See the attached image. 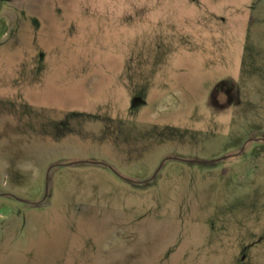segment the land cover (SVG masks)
<instances>
[{"label":"rangeland","instance_id":"rangeland-1","mask_svg":"<svg viewBox=\"0 0 264 264\" xmlns=\"http://www.w3.org/2000/svg\"><path fill=\"white\" fill-rule=\"evenodd\" d=\"M0 20V264H264V0Z\"/></svg>","mask_w":264,"mask_h":264},{"label":"trees","instance_id":"trees-1","mask_svg":"<svg viewBox=\"0 0 264 264\" xmlns=\"http://www.w3.org/2000/svg\"><path fill=\"white\" fill-rule=\"evenodd\" d=\"M8 30L6 23L0 20V36Z\"/></svg>","mask_w":264,"mask_h":264}]
</instances>
